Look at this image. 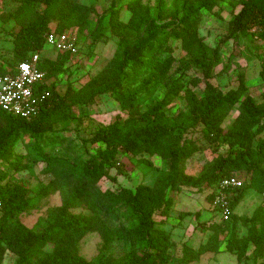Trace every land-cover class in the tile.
<instances>
[{"label": "trees", "instance_id": "1", "mask_svg": "<svg viewBox=\"0 0 264 264\" xmlns=\"http://www.w3.org/2000/svg\"><path fill=\"white\" fill-rule=\"evenodd\" d=\"M17 1V7L0 13V19L17 27L12 36V66L0 64V75L40 51L39 66L49 83L39 86L38 91H50V96L31 118L0 110V160H10L21 136L28 135L34 142L27 155L45 161L44 171L54 175V179L31 196L32 190L18 180V164H9L15 169L13 175L0 176V210L5 208L4 217L0 218V262L4 250L10 249L17 256L15 264H166L173 241L170 231L157 225L167 223L174 205L168 191L184 186L199 192L209 189L206 197L211 205L221 180L238 171L245 172L247 183L245 187L227 191L232 197L229 219L208 226L199 224L204 231L212 232L198 249L184 245L183 259L188 263L204 253L218 252L226 230L224 223L232 218L251 226L243 238L232 227L225 238L227 250L237 255L239 264H250L249 245L254 246L256 259L263 257L264 205L249 218L234 214V210L249 188L264 195V138H257L264 132V94L262 102L256 101L248 91L243 73L237 89L223 92L214 85L211 78L221 46L211 47L196 29L199 13L203 9L211 12L221 0H177L171 20L165 14L167 0H157L156 14L144 0H129L126 8L131 15L127 21L121 18L122 6L117 8L116 4L109 12L99 14L93 4L82 0ZM240 5V11L229 23L225 40H237L250 32L264 41V0H239L234 7ZM52 23L59 31L76 28L93 42L107 41L109 36L117 39V50L108 64L79 88L68 85L64 93L58 90L56 80L61 71L70 74L73 57L69 52H57L54 59L44 54ZM172 40L181 42L185 54L179 59ZM78 41L83 50L80 36ZM192 66L199 68L202 76L185 81ZM174 70L180 72L177 78L171 76ZM186 83L203 87V94L198 95ZM162 87H167V92L155 101L154 96ZM182 93L188 102L187 110L179 118L171 119L165 108ZM102 95L117 101L128 116L123 119L119 114L114 121L94 130L90 142L103 144L97 146L95 153L83 152L81 147L67 142L65 136L47 135L57 123L91 115V105ZM145 105L147 108L143 109ZM232 110H238L239 114L225 128L223 123ZM194 133L211 145L228 147L226 156L214 158L197 175L185 170L187 161L201 149L198 139L189 136ZM57 147H62L63 153H56ZM119 155L129 160L139 157L149 166L154 165L152 156L159 155L166 168L154 184L104 191L99 187L102 178L116 181L117 177L110 174L112 168L123 172L118 168ZM24 158L21 156L18 161ZM55 179L66 182L72 190L64 204L52 212L49 225L32 229L18 221V214L48 195ZM4 180L6 184L2 185ZM5 195L6 206L2 201ZM77 207L87 212H73ZM157 213L163 217L160 221L155 217ZM105 217L119 219V226L110 227ZM91 232H98L103 243L100 254L88 261L80 254L79 243ZM118 240L130 251L115 260L113 249Z\"/></svg>", "mask_w": 264, "mask_h": 264}, {"label": "rangeland", "instance_id": "2", "mask_svg": "<svg viewBox=\"0 0 264 264\" xmlns=\"http://www.w3.org/2000/svg\"><path fill=\"white\" fill-rule=\"evenodd\" d=\"M82 1L86 4H93L99 14L109 12V10L112 9L113 4H116L117 8L122 6V20L127 21L131 15L126 8V4L129 0ZM167 1L165 14L169 15L167 20H171L172 14L177 8V0ZM237 1L239 0H221L219 5L211 12L203 9L199 13V20L196 23V29L199 35L211 47L215 48L219 45L221 46L220 57L214 68L213 77L211 78L212 83L218 86L223 92H228L231 89L238 88L239 76L243 73L245 75L246 84L249 87V93L256 99V101L262 102L264 94V41L260 38H256L250 32L241 35L237 40H225L231 19L241 9V5L236 8L234 7L235 2ZM144 2L151 6L154 14L157 13V0H144ZM17 5V0H0V13L10 11L17 7ZM52 27L56 28L55 23H52ZM72 29L82 39L84 49L73 58L69 67L70 74L65 71L59 72L56 86L61 93H64L70 84L75 88L82 86L91 76L98 73L108 64L117 50L116 37L109 36L107 41L93 42L91 38H87L85 35L80 34L76 28H69L67 30ZM16 30L17 27H15L13 23L5 22L0 19V64L7 68L12 66L11 57L14 48L12 36ZM107 34L109 35V32H107ZM222 40H224L223 43H221ZM172 45L175 48V56L178 59L181 58L185 53L181 49L180 40H172ZM44 54L54 59L56 58L57 51L50 46H46ZM177 68L178 63L176 64L175 69ZM172 75L174 78H177L180 75V72L174 70L171 76ZM194 76L201 77L202 73L199 68L192 66L187 70L185 81H188ZM186 84L187 87L193 89L198 95L203 94V87L194 86L191 83ZM166 92L167 87H162L158 90L154 96L155 101L162 99ZM187 105L188 102L185 93H182L167 108H165L166 114L171 119H175L182 112L187 110ZM146 108L147 105L143 107V109ZM91 109L93 113L87 117L69 119L53 125L52 130H50L47 135L50 138L54 134L65 136L67 142H73L74 146L81 147L83 152L90 154L95 153L97 146H103V144H92L90 142L94 130L114 121L119 114L123 119L128 115L121 110L119 103L109 95L98 96L91 105ZM238 114V110H232L223 123V126L229 128ZM189 136L197 138L201 146V149L185 164V170L189 174L197 175L207 164L212 163L214 158L219 155H227V145H211L198 133L189 134ZM260 137L264 138V132L257 138ZM33 142L34 140L30 136L22 135L16 144L13 157L10 160H0V176H3L4 174H7L8 176L13 175L15 169L9 164H18V180L24 186L32 190L29 193L31 196L35 195L36 190L40 186L46 185L54 179V175L44 171L46 166L45 161L37 160V157L34 155H27ZM45 151L49 150L45 149ZM63 151L64 149L62 147H57L55 149L56 153H63ZM21 156H26V158L18 161ZM119 159L121 162L118 168L123 170L122 174H120L117 168H112L110 174L111 176H116L117 180L112 181L107 177L102 178L99 182V187L102 190L105 191L109 189L117 191L122 187L134 189L140 183L154 184L155 180L162 172L161 170L166 168V164H164L159 155L152 156L154 162L153 166L142 163L139 157L129 160V158L119 155ZM241 173L245 174V172L238 171L239 175H241ZM1 184L5 185L6 180ZM71 190V186L66 182L55 179L48 195L31 209L18 214L16 219L32 229L46 227L44 224L49 225L48 221L52 217L54 209L64 204L65 198ZM208 191L209 189L199 192L195 188L187 186H184L179 190L168 191L169 195L174 199V205L167 223L157 225L158 228H165L170 231L173 241V244L169 249L171 254L170 260L166 264H239L237 255L227 250L225 238L230 233L232 227L235 228L239 238L247 236L251 224L243 223L242 220H235V218L224 223L226 230L221 237L222 242L218 252L204 253L199 259L188 263L183 259L184 245H189L198 249L202 243L207 241L208 236L212 232L204 231L198 226L199 224L208 226L213 222H221L219 216L215 213L208 202L206 197ZM6 200L7 195L2 198L5 206ZM261 205H264V195L249 188L246 196L235 208L234 214L249 218ZM72 211L76 213L87 212L83 207L74 208ZM4 214L5 208L0 210V218H3ZM155 217L157 218V221H160L163 218L158 213ZM105 218L107 219V217ZM107 220L110 227L113 228L120 224L119 219ZM102 243L103 240L98 232L88 233L79 243L80 254L86 260L92 261L100 254ZM254 249V246L249 245L247 262L250 264L256 260L257 262H263L264 256L257 259L255 258ZM129 251V248L125 246L122 241L118 240L114 244L113 258L117 260ZM16 260L17 256L10 251V249H5L0 264H15Z\"/></svg>", "mask_w": 264, "mask_h": 264}, {"label": "built area", "instance_id": "3", "mask_svg": "<svg viewBox=\"0 0 264 264\" xmlns=\"http://www.w3.org/2000/svg\"><path fill=\"white\" fill-rule=\"evenodd\" d=\"M78 34L72 30L59 31L57 28L46 36L45 47L50 46L57 52H69L74 58L81 52V44ZM41 52L31 53L27 60L17 62L14 68L6 74L0 75V110L13 113L24 118L37 115L45 99L50 96V91L39 92V86L46 81V73L39 64ZM246 178L243 174H234L224 177L216 191L211 207L220 220H227L231 214L230 189L246 186Z\"/></svg>", "mask_w": 264, "mask_h": 264}]
</instances>
